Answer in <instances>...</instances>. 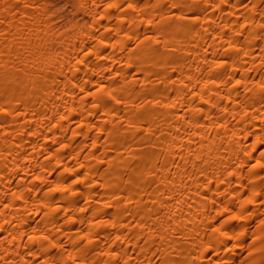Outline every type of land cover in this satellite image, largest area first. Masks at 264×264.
<instances>
[{
    "label": "bare ground",
    "instance_id": "bare-ground-1",
    "mask_svg": "<svg viewBox=\"0 0 264 264\" xmlns=\"http://www.w3.org/2000/svg\"><path fill=\"white\" fill-rule=\"evenodd\" d=\"M0 0V264H264V0Z\"/></svg>",
    "mask_w": 264,
    "mask_h": 264
},
{
    "label": "rangeland",
    "instance_id": "rangeland-1",
    "mask_svg": "<svg viewBox=\"0 0 264 264\" xmlns=\"http://www.w3.org/2000/svg\"><path fill=\"white\" fill-rule=\"evenodd\" d=\"M51 3L52 10L56 13V16L59 20L64 21L66 18H69L74 10L75 5L71 0H52Z\"/></svg>",
    "mask_w": 264,
    "mask_h": 264
}]
</instances>
